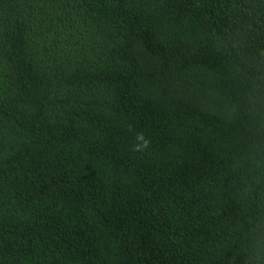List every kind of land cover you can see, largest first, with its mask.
I'll return each mask as SVG.
<instances>
[{
    "label": "trees",
    "instance_id": "16d2710c",
    "mask_svg": "<svg viewBox=\"0 0 264 264\" xmlns=\"http://www.w3.org/2000/svg\"><path fill=\"white\" fill-rule=\"evenodd\" d=\"M0 264H264V0H0Z\"/></svg>",
    "mask_w": 264,
    "mask_h": 264
},
{
    "label": "clouds",
    "instance_id": "9594fccd",
    "mask_svg": "<svg viewBox=\"0 0 264 264\" xmlns=\"http://www.w3.org/2000/svg\"><path fill=\"white\" fill-rule=\"evenodd\" d=\"M137 139L143 141V147H147L148 141L144 139V136H143L142 133L138 135ZM141 147H142L141 145H137L134 150L140 151L141 150Z\"/></svg>",
    "mask_w": 264,
    "mask_h": 264
}]
</instances>
